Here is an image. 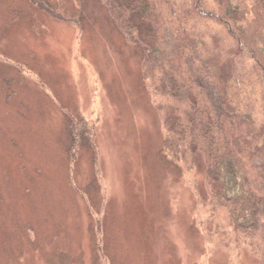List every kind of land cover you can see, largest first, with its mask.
I'll list each match as a JSON object with an SVG mask.
<instances>
[{"label": "rangeland", "instance_id": "obj_1", "mask_svg": "<svg viewBox=\"0 0 264 264\" xmlns=\"http://www.w3.org/2000/svg\"><path fill=\"white\" fill-rule=\"evenodd\" d=\"M44 1L65 20L0 0V264H264L209 200L208 159L165 157L174 104L142 48L101 0ZM73 119L94 127L78 151Z\"/></svg>", "mask_w": 264, "mask_h": 264}, {"label": "trees", "instance_id": "obj_2", "mask_svg": "<svg viewBox=\"0 0 264 264\" xmlns=\"http://www.w3.org/2000/svg\"><path fill=\"white\" fill-rule=\"evenodd\" d=\"M101 1L142 48L144 80L174 104L164 119L165 157L177 165L208 159L209 200L264 253V186L251 182L264 131L256 142L258 132L249 133L256 109L264 122V0ZM31 3L65 20L62 8ZM71 128L78 151L94 127L73 119Z\"/></svg>", "mask_w": 264, "mask_h": 264}]
</instances>
